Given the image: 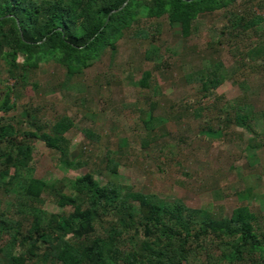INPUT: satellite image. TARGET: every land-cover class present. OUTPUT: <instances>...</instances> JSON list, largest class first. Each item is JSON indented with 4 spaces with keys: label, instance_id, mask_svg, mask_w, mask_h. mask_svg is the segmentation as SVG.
I'll list each match as a JSON object with an SVG mask.
<instances>
[{
    "label": "trees",
    "instance_id": "16d2710c",
    "mask_svg": "<svg viewBox=\"0 0 264 264\" xmlns=\"http://www.w3.org/2000/svg\"><path fill=\"white\" fill-rule=\"evenodd\" d=\"M215 11L226 19L219 31L224 40L217 44L236 47L257 35L239 60H247L240 64L249 62L252 68L262 66L264 0H0V63L7 81L0 99V194L15 192L13 211L0 210V264H191L202 254L205 264H264V216L248 203L227 216L214 215L131 184L113 179L100 183L89 171L48 180L28 174L35 140H42L67 168L87 164L86 159L68 157L71 116L64 112L47 118L40 107L19 103L28 85L40 89L30 73L41 63L52 61L66 77L82 79L96 61L115 54L119 40L154 42L175 25L187 37L200 16ZM221 67L219 61L201 62L188 66L195 72L188 69L184 77L199 84L202 98L215 97L225 78ZM152 76L151 69L128 75L140 88H147ZM146 105L140 117L147 130L141 144L145 147L160 138L151 133L158 101L148 97ZM179 105L185 110L190 104ZM224 111L223 119L218 118L224 125L234 123L252 132L254 139L263 138L249 148L264 144V111L257 131L246 95ZM221 128L206 125L200 131L219 136ZM83 133L89 140L98 138L91 128ZM101 161L110 173L118 172L112 155ZM235 194L242 200L253 197L251 187ZM47 201L61 210H46Z\"/></svg>",
    "mask_w": 264,
    "mask_h": 264
},
{
    "label": "rangeland",
    "instance_id": "374dc122",
    "mask_svg": "<svg viewBox=\"0 0 264 264\" xmlns=\"http://www.w3.org/2000/svg\"><path fill=\"white\" fill-rule=\"evenodd\" d=\"M225 20L222 11H215L200 16L187 37H182L175 25L162 31L154 42L123 38L117 42L115 54L96 61L82 79L66 77L64 69L52 61L41 63L30 73V79L38 81L40 89L34 91L28 85L19 103L40 107V113L47 118L64 112L71 116L74 124L66 133L68 157L86 159L87 164L67 168L42 140H35L28 174L48 180L89 171L100 183L113 179L131 184L161 197L180 198L187 206L214 215L227 216L237 205L248 203L264 216V144L248 147L263 138L254 139L245 128L220 121L224 110L246 95L253 107L255 128L261 131L264 64L252 68L249 62L240 64V60H247H239L247 42H255L257 35L238 42L236 47L233 43L217 44L218 39L224 40L219 31ZM259 30L264 32L262 27ZM208 61H219L225 78L215 89V97L202 98L199 84L187 82L184 74L188 69L195 72L188 66ZM1 66L0 63V99L7 83ZM135 69L152 70L147 88L136 86L128 77ZM228 75L242 86L233 83ZM59 82H64L59 89L47 90ZM148 97L158 101L151 133L160 138L145 147L141 144L147 130L140 117ZM182 101L190 104L185 110L179 105ZM210 102L212 105H207ZM219 107L224 110L218 111ZM19 110L20 106L15 113ZM206 125H221V134L200 131ZM86 128H91L98 138H85ZM106 154L117 160V173L104 168L101 158ZM246 187H251L253 197L238 199L235 191ZM14 199V191L0 194V210L12 212ZM44 207L51 212L61 210L50 201ZM191 264H205L204 255L191 259Z\"/></svg>",
    "mask_w": 264,
    "mask_h": 264
}]
</instances>
